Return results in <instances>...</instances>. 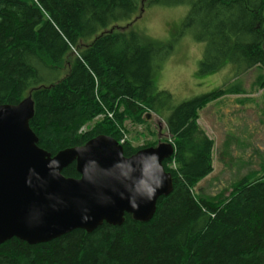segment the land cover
<instances>
[{
    "label": "trees",
    "instance_id": "16d2710c",
    "mask_svg": "<svg viewBox=\"0 0 264 264\" xmlns=\"http://www.w3.org/2000/svg\"><path fill=\"white\" fill-rule=\"evenodd\" d=\"M37 1L0 0V105L31 95L30 127L53 156L99 135L121 141L126 121L150 128L148 114L154 113L166 122L164 141L175 147L164 164L174 191L159 199L148 223L126 215L122 226L78 229L47 243L13 238L0 244V264H264V167L243 177L226 198L196 191L213 172L215 146L199 124L200 111L241 89L223 87L177 103L169 90L155 92L154 84L172 48L114 27L132 22L141 8L188 5L184 24L206 44L201 71L230 64L237 78L264 69V0ZM107 110L114 119L106 116L80 133ZM158 142H126L125 156ZM63 174L80 178L75 163Z\"/></svg>",
    "mask_w": 264,
    "mask_h": 264
},
{
    "label": "water",
    "instance_id": "95a60500",
    "mask_svg": "<svg viewBox=\"0 0 264 264\" xmlns=\"http://www.w3.org/2000/svg\"><path fill=\"white\" fill-rule=\"evenodd\" d=\"M34 112L31 95L0 105V244L17 238L37 245L78 229L93 233L104 224L122 226L126 215L148 223L159 199L174 191L164 165L175 153L171 142L127 157L118 140L99 135L53 156L30 127ZM74 163L80 178L65 177Z\"/></svg>",
    "mask_w": 264,
    "mask_h": 264
},
{
    "label": "rangeland",
    "instance_id": "374dc122",
    "mask_svg": "<svg viewBox=\"0 0 264 264\" xmlns=\"http://www.w3.org/2000/svg\"><path fill=\"white\" fill-rule=\"evenodd\" d=\"M190 6L141 8L132 22L114 27L135 31L158 46L172 48L171 56L154 76L155 92H172L177 103L204 96L219 88L237 87L241 94L228 95L200 111L199 124L214 140L213 172L196 191L207 197H228L243 177L259 174L264 167V69L255 67L234 78L230 64L215 73H203L206 44L196 41L184 21ZM116 29V28H115ZM151 114V113H149ZM98 116L80 133L91 130L103 120ZM149 118V117H148ZM148 120V119H147ZM151 127L125 122L123 137L134 146L169 139L165 120L151 114ZM156 131V135L152 133ZM126 136V137H125ZM198 192V193H199Z\"/></svg>",
    "mask_w": 264,
    "mask_h": 264
},
{
    "label": "built area",
    "instance_id": "2783aa9c",
    "mask_svg": "<svg viewBox=\"0 0 264 264\" xmlns=\"http://www.w3.org/2000/svg\"><path fill=\"white\" fill-rule=\"evenodd\" d=\"M36 2H38L37 0H35ZM102 115H104V117H108V118H110V119H114V113L113 112H111V111H109V110H107L104 114H102ZM103 117V118H104ZM84 128V127H83ZM83 128L81 129V130H83ZM126 137V136H125ZM127 141V137H126V140L124 139V137L122 138V140H121V143H125Z\"/></svg>",
    "mask_w": 264,
    "mask_h": 264
}]
</instances>
